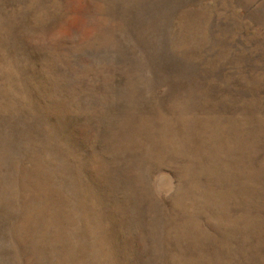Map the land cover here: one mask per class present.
<instances>
[{"label": "rangeland", "instance_id": "374dc122", "mask_svg": "<svg viewBox=\"0 0 264 264\" xmlns=\"http://www.w3.org/2000/svg\"><path fill=\"white\" fill-rule=\"evenodd\" d=\"M0 264H264V0H0Z\"/></svg>", "mask_w": 264, "mask_h": 264}]
</instances>
